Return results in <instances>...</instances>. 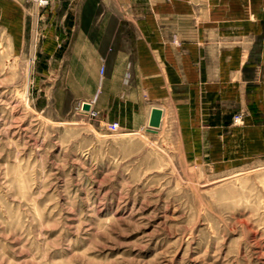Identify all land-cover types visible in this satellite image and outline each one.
Returning <instances> with one entry per match:
<instances>
[{"label":"rangeland","instance_id":"rangeland-1","mask_svg":"<svg viewBox=\"0 0 264 264\" xmlns=\"http://www.w3.org/2000/svg\"><path fill=\"white\" fill-rule=\"evenodd\" d=\"M57 3L0 0V264H264V115L82 113L39 74Z\"/></svg>","mask_w":264,"mask_h":264},{"label":"crops","instance_id":"crops-1","mask_svg":"<svg viewBox=\"0 0 264 264\" xmlns=\"http://www.w3.org/2000/svg\"><path fill=\"white\" fill-rule=\"evenodd\" d=\"M65 1L49 10L39 74L54 86L65 68L100 118L148 125L156 108L161 125L199 124L211 104L264 115V0Z\"/></svg>","mask_w":264,"mask_h":264},{"label":"built area","instance_id":"built-area-1","mask_svg":"<svg viewBox=\"0 0 264 264\" xmlns=\"http://www.w3.org/2000/svg\"><path fill=\"white\" fill-rule=\"evenodd\" d=\"M32 1L37 5V7L43 8V7L48 6L50 4L51 0H32ZM102 71H103V68H102ZM85 103L90 104V108L89 109H84V104ZM80 111L82 113L89 114V115H92V116H96L97 113H98L97 111H95L93 109L92 104L89 103V102H83L80 105ZM118 128H119V124L117 122L110 123L109 126H108V129L110 131H117Z\"/></svg>","mask_w":264,"mask_h":264},{"label":"water","instance_id":"water-1","mask_svg":"<svg viewBox=\"0 0 264 264\" xmlns=\"http://www.w3.org/2000/svg\"><path fill=\"white\" fill-rule=\"evenodd\" d=\"M89 108H90V104L85 103L84 109H89ZM161 116H162V111L160 109L153 108L149 123L152 125L160 124Z\"/></svg>","mask_w":264,"mask_h":264}]
</instances>
